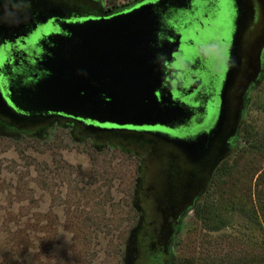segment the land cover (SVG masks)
<instances>
[{
	"label": "rangeland",
	"instance_id": "374dc122",
	"mask_svg": "<svg viewBox=\"0 0 264 264\" xmlns=\"http://www.w3.org/2000/svg\"><path fill=\"white\" fill-rule=\"evenodd\" d=\"M250 98L230 152L172 231L168 264H264V234L249 218L264 204V149L249 146L257 132L264 136V75ZM112 140L55 125L39 135L0 131V264H124L139 178L147 187L161 168L198 160H188L189 139L153 132L136 140L140 174L134 151ZM177 174L185 187L188 177Z\"/></svg>",
	"mask_w": 264,
	"mask_h": 264
},
{
	"label": "flooded vegetation",
	"instance_id": "af4514ba",
	"mask_svg": "<svg viewBox=\"0 0 264 264\" xmlns=\"http://www.w3.org/2000/svg\"><path fill=\"white\" fill-rule=\"evenodd\" d=\"M155 1L0 0V131L39 135L55 125L81 139L101 138L108 143L114 139L121 149L134 151L140 174L145 160L136 140L150 131L193 141L195 151L193 156L187 152L188 160L198 161H193L191 168L185 163L182 168L174 164L166 167L169 173L161 168L156 172V182L147 187L145 180H138L136 196L143 213L141 223L152 229L146 246L149 262L168 264L169 237L167 246L163 244L166 226L175 230L180 218L206 188L215 168L227 157L241 130L250 97L263 78L262 0H162L152 7L157 19V57L163 71L159 89L165 97L172 94L173 105L181 109L166 127H110L112 130L98 131L94 137L83 123L54 112H35L33 120H17L7 115V111L15 114L4 96L7 88L16 93L47 74L40 56L48 54L52 44L44 29L57 32V23L64 26L65 22L89 17L110 18L143 2ZM9 22L11 27H3ZM213 160L220 161L199 191L197 185ZM178 172L188 177L185 187L178 180ZM145 209L150 212L149 218Z\"/></svg>",
	"mask_w": 264,
	"mask_h": 264
},
{
	"label": "water",
	"instance_id": "95a60500",
	"mask_svg": "<svg viewBox=\"0 0 264 264\" xmlns=\"http://www.w3.org/2000/svg\"><path fill=\"white\" fill-rule=\"evenodd\" d=\"M161 1L143 2L110 18L89 17L65 22L64 26L57 23L58 31L46 35L52 44L49 53L40 56L47 74L16 93L7 88L4 96L8 104L4 101L15 114L7 111V115L25 122L36 118L35 112H54L95 131L166 127L181 109L173 105L172 94L165 97L159 89L163 71L157 57V19L152 7ZM11 25L9 22L3 27ZM188 142L185 148L193 156L194 143ZM219 161L211 162L197 190L202 189ZM138 228L129 235L124 264H134L137 259ZM166 233L164 246L172 234L169 226Z\"/></svg>",
	"mask_w": 264,
	"mask_h": 264
},
{
	"label": "trees",
	"instance_id": "16d2710c",
	"mask_svg": "<svg viewBox=\"0 0 264 264\" xmlns=\"http://www.w3.org/2000/svg\"><path fill=\"white\" fill-rule=\"evenodd\" d=\"M249 143L251 149H254L255 151L263 150L264 136L263 138H261L257 132L254 136V139H252L251 142ZM135 204L137 207L136 209L138 211V219L136 226L139 227L137 232L139 253L137 256V260L134 262V264H146V263L150 264L148 257L149 250L146 246L148 244L149 239L152 236V229L150 228V226H148V224L141 223V218L143 216V213H142V209L139 207V204L137 203V196L135 199ZM249 218L252 220L251 227L253 228V230L261 231L264 234V204L263 203L258 204L255 208H253V211H251L249 214Z\"/></svg>",
	"mask_w": 264,
	"mask_h": 264
}]
</instances>
